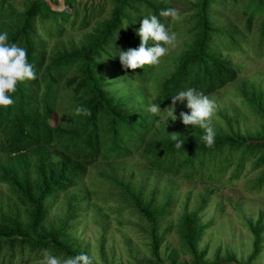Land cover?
<instances>
[{"label":"trees","instance_id":"16d2710c","mask_svg":"<svg viewBox=\"0 0 264 264\" xmlns=\"http://www.w3.org/2000/svg\"><path fill=\"white\" fill-rule=\"evenodd\" d=\"M14 1L0 0V31L8 32L10 43L27 49L36 77L18 82L10 94L14 103L0 106V184L6 186L12 202L6 208L0 204V264H12L17 257L40 260L44 249L61 258L87 253L73 230L89 202L83 181L98 162L104 164L101 179L117 187L121 200L148 226L154 261L143 264H162L159 249L165 232L160 235L159 228L173 202L171 193L163 203H156L155 184L145 198L147 178L141 176L138 184L133 183L130 172L126 181L119 179L120 159L137 153L148 174H173L184 179L204 175L211 179L214 175L207 172L206 157L215 161L219 173L236 158V176L250 157H258L256 168L264 165V134L259 139L245 136L229 122V132L214 129L215 141L207 146L201 140L203 129L186 126L180 119L169 130L158 128L157 132L156 114L148 111L153 103L160 104L162 110L171 106L170 96L188 87L210 96L237 79L239 66L224 52L239 47L247 37L222 21L227 1L195 0L191 4V13L182 19L188 40L184 50L174 58L170 73L156 81L152 79L155 65L126 69L115 54L118 48L138 47L136 29L149 13L157 15L169 30L174 21L160 15L161 10L171 9L164 0H106L110 11L100 17L103 9L91 7L89 20L99 18L78 44H60L49 51L38 31L47 37L53 32L61 35L66 25L73 27L79 19L81 26L87 27L88 18L80 16L81 7L87 10L86 5L63 0L70 12H58L44 0H30L23 12H16ZM50 1L58 5V0ZM242 1L244 30L256 36L255 49L260 50L264 47V0ZM255 23L257 28L251 32ZM116 78L121 82H103ZM242 96L264 123V97L254 87L243 90ZM62 101L66 103L64 112L52 124L53 115L62 112ZM78 106L88 109V114H76ZM173 135L183 143L179 150ZM257 187H264V172ZM206 201L202 199L197 210L185 211L170 226L191 264H206L204 253L197 248L204 229L198 213ZM248 228L254 236L249 264L260 251L264 226L260 221L256 225L249 222ZM172 264H176L175 257Z\"/></svg>","mask_w":264,"mask_h":264},{"label":"rangeland","instance_id":"374dc122","mask_svg":"<svg viewBox=\"0 0 264 264\" xmlns=\"http://www.w3.org/2000/svg\"><path fill=\"white\" fill-rule=\"evenodd\" d=\"M30 0H16L12 2V8L16 12H23ZM82 6L80 16H86L89 24L82 27L79 19L71 27L66 25L63 33L57 35L53 32L47 37L45 32L39 30V36L47 41V51L59 46H69L71 43L78 44L83 36L91 31L95 20L90 16V9L99 7L103 9L100 17L106 16L111 9L110 3L106 0H78ZM171 9L179 14V19H173L169 24V32L175 33V46H168L169 53L160 58V63L155 65L152 79L159 80L166 77L176 58L183 50L187 37L183 33L185 26L184 19L191 12L190 6L195 0H164ZM224 12L221 15L222 21L229 23L237 31L243 32L247 38L232 50H227L226 55L233 64L239 66L237 79L223 89L210 95L214 101V113L211 117L213 129L229 130L230 122L233 128L245 136L259 139L263 134V120L244 101L243 90H250L252 87L264 97V47L256 50L258 45L256 36L250 35L244 30V20L241 12L244 7L242 0H226ZM58 7V6H57ZM64 10L70 12L69 7ZM256 23L251 32H255ZM248 33V34H247ZM239 40V39H238ZM264 44V42H263ZM105 85L118 84L120 79L112 82L103 80ZM151 86V84H150ZM150 92H154L150 88ZM62 112L57 111L51 121L55 124L57 118L64 112L66 103H60ZM170 111L165 108L160 116H156L154 129L169 130L179 121L180 112H188L184 103L177 102L174 106L176 119L164 116ZM154 130V131H155ZM258 157H250L245 161L243 168L238 175H235L237 159H233L230 167L224 172L218 170L215 161L210 157L204 158L207 163V172L214 176L209 179L207 175L202 177L192 176L184 179L173 174H148L145 162L139 154L133 153L130 157L118 163L122 164L117 171L119 179L126 181L130 172L134 174L133 183H139L140 177L147 178L145 198L151 189L157 187L156 203H163L166 196L171 193L172 204L168 213L159 228V234L163 232V238L159 249V261L162 264H172V257L176 258V264L190 262V256L182 253L177 237L170 227L186 212L197 210L202 204V199H207L201 207L198 217L203 229L202 236L198 243V252L204 253L203 262L206 264H248L254 247V236L249 230V222L256 225L261 223L264 226V187H257V180L264 172V165L255 167ZM104 164L96 163L87 171L83 181L84 191L89 193V202L83 206L79 222L73 230V236L92 260V264H143L154 261L151 256L148 237V226L144 224L137 213L126 202L120 198V190L107 184L101 179V172H104ZM215 173V174H214ZM171 186V187H170ZM172 188V191H171ZM10 194L5 185L0 184V204L5 208L11 205ZM21 208V207H20ZM60 211L63 205L60 204ZM63 212V211H61ZM228 259L231 263L226 262ZM12 264H40V260L33 258L17 257ZM249 264H264V230L261 234V247L257 257Z\"/></svg>","mask_w":264,"mask_h":264},{"label":"clouds","instance_id":"9594fccd","mask_svg":"<svg viewBox=\"0 0 264 264\" xmlns=\"http://www.w3.org/2000/svg\"><path fill=\"white\" fill-rule=\"evenodd\" d=\"M160 15L179 19V14L174 9L161 10ZM135 34L139 37L138 47L126 50L118 48V52L115 54L118 55L122 67L126 69L157 65L160 63V58L169 53L168 46H175V33H170L155 14L149 13L141 18L140 26L136 29ZM35 77L33 65L27 59V49L16 43H10L8 32L0 31V106L14 103L10 94L16 90L18 82L32 80ZM170 99L172 104L167 107L170 111L164 116V122L167 118L175 120V104L177 102L184 103L189 111L179 113L181 122L186 126H198L203 129L201 140L207 146H211L216 136V132L211 126V117L215 108L214 101L194 87L180 90L175 95H171ZM164 109L162 110L160 104L156 103L148 107V111L158 117L164 112ZM74 111L76 114H88V109L79 106ZM171 139L176 141V149L182 148L183 143L175 135L171 136ZM40 264H92V260L89 255L83 252L61 258L44 249Z\"/></svg>","mask_w":264,"mask_h":264},{"label":"water","instance_id":"95a60500","mask_svg":"<svg viewBox=\"0 0 264 264\" xmlns=\"http://www.w3.org/2000/svg\"><path fill=\"white\" fill-rule=\"evenodd\" d=\"M52 11L62 12L64 10V1L58 0V7L54 5L50 0H44Z\"/></svg>","mask_w":264,"mask_h":264}]
</instances>
